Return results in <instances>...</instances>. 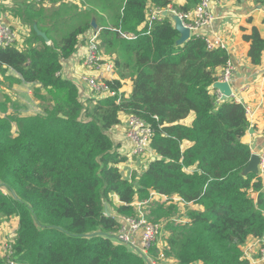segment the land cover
Listing matches in <instances>:
<instances>
[{"label":"trees","instance_id":"1","mask_svg":"<svg viewBox=\"0 0 264 264\" xmlns=\"http://www.w3.org/2000/svg\"><path fill=\"white\" fill-rule=\"evenodd\" d=\"M3 1L10 6H2ZM84 3L91 8L81 12L63 0H47L48 6L0 0V15L28 29L24 48H0V73L12 70L17 82L34 86L42 108L39 114H7V102H0V227L12 217L18 220L9 260L147 264L116 243L114 234L117 216L133 217L135 199L154 192L177 197L186 207L179 221L172 216L178 210L172 204L154 202L149 209V221H163L168 234L161 249L151 248L152 262L161 254L178 264H252L243 247L250 239L264 238V183L257 174L243 173L251 150L241 139L250 123L243 104L220 101L211 89L228 52L209 49L196 36L178 45L180 35L168 16L149 27V6L165 9L169 0ZM198 3L185 0L173 11L186 14ZM92 20L99 29V50L113 58L118 78L105 81L115 95L83 100L60 73L80 37L92 29ZM243 39L251 65H260L264 39L256 29ZM126 80L131 82L128 96L120 92ZM122 114L140 118L153 132L150 150L156 158L136 182L119 172L126 157L109 135ZM191 115L190 125L181 123ZM253 192L256 200L249 196ZM0 264L9 263L0 257Z\"/></svg>","mask_w":264,"mask_h":264},{"label":"crops","instance_id":"2","mask_svg":"<svg viewBox=\"0 0 264 264\" xmlns=\"http://www.w3.org/2000/svg\"><path fill=\"white\" fill-rule=\"evenodd\" d=\"M63 2L68 5L76 6L81 12L87 11L91 8L89 5H86L84 3V0H63ZM169 2V5L165 9H155L149 6V12H155L157 10H167L169 13V11L173 10V8L181 7L185 4V0H169ZM7 5L10 6L9 2L3 1L2 6ZM43 6L48 5L45 3ZM210 12L213 16V20L209 25L204 27V29L202 30V35L211 42L220 41L229 54L228 61L234 68V72L232 74L230 82V86L232 88L234 96L229 99H234L237 102L242 101L241 103L245 107L249 108L251 112L249 116L247 115V119L250 123L249 130L251 129L252 131L250 132L248 130L247 134L241 139V142L248 145L250 147L251 154H253L259 152L264 148V54L260 65H251L247 55L249 44L244 41L243 36L250 34L252 29H256L260 36L264 39V3H262L261 0H216L211 3ZM102 16L104 17V15ZM169 18L171 19V17ZM0 23H8L12 27L17 28L19 30L18 39L20 38V35H25L26 37L28 34V29L21 26L18 20L13 19L8 14L0 15ZM93 30L95 29L92 28L91 30L87 31L84 36L80 37L79 46L76 53L71 58L62 63V70L60 73L62 78L71 80L77 86L83 100V96H85L84 92L86 86L85 83L81 80V76L84 74V71L88 72L87 75H91L92 73L82 66V62L87 47L86 39ZM221 72L222 68L217 69V78L221 74ZM4 76L8 77L9 79H18L17 75L12 70L6 71L4 73ZM117 78L118 75L116 74L115 79ZM79 81L80 83H83L82 87H78L77 82ZM4 84L9 89L7 80L4 81ZM11 87V91H19L24 89V91L26 93L28 92L27 94L29 95L30 87L34 86L18 82L16 85H12ZM130 91L131 82L126 80L124 81L120 92L125 96H128ZM12 95H14L15 97L17 96V93L12 92ZM0 100V102L3 101L2 99ZM14 103L15 102L10 99V102H7V105L9 104V106H11ZM125 116L126 115L122 114L119 117L120 124L116 127H113L109 131V135L116 146L117 152L121 156L126 157V161L118 165L119 172L121 173L123 178H126L129 181L133 179L136 182L142 172L147 168L148 163L155 159L156 156L152 151L147 152L142 157H134L131 155L132 144L129 143L125 138ZM192 120L193 116L191 115L187 119L181 121V123L184 125H190ZM188 146L189 145L185 144L183 145V148H186ZM260 177L264 183V176L262 175ZM260 193L263 194L264 189H262ZM249 196L253 198V200H256L258 193L253 192L250 193ZM176 199L177 197H167V200L162 202V200H160L159 198H155L153 200V203H162L164 206L172 204L176 206L178 210H184L186 206L183 204L180 205L179 202L176 203ZM139 201L140 200L135 199L133 203H137ZM114 204H119L117 197L114 198ZM187 207L195 210L199 209L198 206L193 204H188ZM15 221L18 223L17 218L12 217L11 219L7 220L6 223H2L0 230H2L3 225H5L6 229L5 233L1 234L2 231L0 232V240L2 236L4 237L8 233L9 229L7 226L11 225L12 228L10 230H12V232L17 229V226L14 229ZM161 231H164L165 236L164 239L159 243V245L156 244V248L159 249L164 246L165 239L168 235L164 229H162ZM260 247L264 248V238L250 239L243 247L245 257L249 259L252 264H264V254L262 255L260 253ZM156 264L178 263L173 259H166L161 260Z\"/></svg>","mask_w":264,"mask_h":264},{"label":"built area","instance_id":"3","mask_svg":"<svg viewBox=\"0 0 264 264\" xmlns=\"http://www.w3.org/2000/svg\"><path fill=\"white\" fill-rule=\"evenodd\" d=\"M39 3L45 4L47 0H34ZM216 0H199V3L195 8L186 14L176 13L175 11H169L170 14L176 15L180 18L182 24L189 30L190 37L196 36L205 40L206 46L209 49L224 48L220 41L211 42L202 35V30L205 26L209 25L213 16L210 12L211 3ZM163 10H157L155 12H148L146 15V23L150 27L154 20L159 19ZM19 30L12 27L8 23H0V48L16 47L18 50L22 49L19 46L18 37ZM99 29L93 30L87 37L86 52L83 56L82 66L88 69L92 74H83L81 80L88 87V90L95 98H103L105 96H113L114 92H111L105 84V81L116 80V70L114 60L112 57L101 54L99 50ZM122 37L132 39L133 35L121 34ZM225 49V48H224ZM234 68L228 61L226 66L222 69L221 74L217 78V82H231ZM214 90L213 88H211ZM220 100V93L214 90ZM233 97V96H232ZM221 101V100H220ZM240 101L239 103H241ZM242 104V103H241ZM245 112L249 116L251 114L249 108L245 107ZM125 138L132 144L131 155L134 157H142L147 152H150V141L152 138V129L140 118L133 115L125 116ZM258 157V176H264V148L255 153ZM155 198H159L164 202L167 200L166 196L158 195L154 192H150V197L143 202L133 203L134 216H117V222L119 225L118 231L114 234V240L116 243L124 244L130 248L133 252L143 257L150 264H156L151 261L150 250L153 247H157V239L163 229V222L159 221L154 223L149 221V207L148 205ZM176 203L180 202L178 199ZM182 205V203H179ZM14 230H10L0 240V257L6 258L9 264H13L9 260L12 254V246L15 238ZM260 253L264 254V248H259ZM158 260H166L161 254L158 255Z\"/></svg>","mask_w":264,"mask_h":264},{"label":"rangeland","instance_id":"4","mask_svg":"<svg viewBox=\"0 0 264 264\" xmlns=\"http://www.w3.org/2000/svg\"><path fill=\"white\" fill-rule=\"evenodd\" d=\"M25 38H26L25 35L24 36L20 35V38H19V46H23V48L25 46L24 45ZM84 74H88V72L87 71H84ZM0 77H1L0 78V99L3 100L2 102H10V99L13 102H15L13 105H11L12 107L9 106V104L7 105V109L9 108L7 110V114L31 115V114H39L41 112V110H42L41 105H40L39 101L33 96V87H30V92H29V95L30 96L27 94L28 92L26 93L24 91V89L23 90H19V91L18 90L11 91V89H12L11 86L12 85H16L18 82L15 79H9L8 77L4 76V74H1ZM5 80H7L9 89L4 84V81ZM82 84L83 83H80V81L77 82L78 87H82ZM12 92H16L17 93V96L14 97V95H12ZM84 93H85V96H83L84 97V100L92 97V94H90L87 86L85 87V92ZM42 94H44L43 96H45V97H49V95L47 93L45 94L44 91H42ZM14 98H15L16 101L14 100ZM124 162H122V163H124ZM149 197H150V194H149ZM147 199L140 200L139 202L146 201ZM148 207H149V209H152V207H153V201H151V203L148 205ZM108 212L112 214L111 211H108ZM173 213H174L172 215L173 218L176 219L177 221H179L181 219V217L184 216L185 211L182 209V210H177L176 212H173ZM4 222L6 223L7 221H4ZM16 226H17V222L15 221L14 222V229L16 228ZM7 227H8L9 230L12 228L11 225H9ZM5 229H6L5 225H3L2 230H0V232L2 231L1 234L2 233H5ZM9 230H8V232H9ZM164 236H165L164 235V231H161V233H160V235L158 236V239H157V244L158 245L164 239ZM1 240H3V236L1 238ZM159 261L160 260L156 261V263L159 262Z\"/></svg>","mask_w":264,"mask_h":264},{"label":"water","instance_id":"5","mask_svg":"<svg viewBox=\"0 0 264 264\" xmlns=\"http://www.w3.org/2000/svg\"><path fill=\"white\" fill-rule=\"evenodd\" d=\"M161 14L163 16L171 17L173 24H174V28L180 35L179 40L177 41V44L181 45V44L187 42L190 38V33H189V30L182 24L180 18L176 15L169 14L167 10L162 11ZM91 26L93 29H96L94 20H92ZM34 30L36 31L38 36L42 37L45 40V42L47 44L49 43V40L47 39V37L45 36L44 33L39 32L36 27H34ZM211 88H213L214 90H217L220 93V100L221 101H225V100L231 98L232 96H234V93L232 92V88H231L229 83L216 81L212 84ZM249 131L251 132L252 130L250 129ZM257 165H258V157L255 153H253V154H251L249 163H248L247 167L244 169L243 173L247 174V173L251 172L254 174H258ZM105 214L107 216H110V213L108 212L106 206H105ZM147 264H150V263L147 262Z\"/></svg>","mask_w":264,"mask_h":264}]
</instances>
